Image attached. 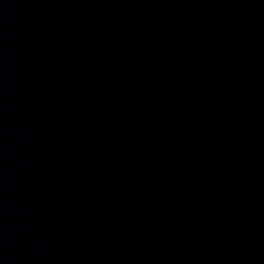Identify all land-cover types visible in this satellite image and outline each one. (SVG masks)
<instances>
[{"label": "water", "instance_id": "water-1", "mask_svg": "<svg viewBox=\"0 0 264 264\" xmlns=\"http://www.w3.org/2000/svg\"><path fill=\"white\" fill-rule=\"evenodd\" d=\"M0 264H264V15L0 0Z\"/></svg>", "mask_w": 264, "mask_h": 264}]
</instances>
